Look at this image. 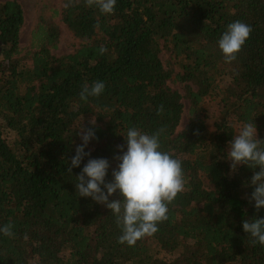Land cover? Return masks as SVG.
<instances>
[{
    "label": "trees",
    "instance_id": "obj_1",
    "mask_svg": "<svg viewBox=\"0 0 264 264\" xmlns=\"http://www.w3.org/2000/svg\"><path fill=\"white\" fill-rule=\"evenodd\" d=\"M65 2L60 20L78 47L61 57L52 18L38 22L24 53L22 8L0 2V225L14 231L0 237V264H264V246L241 227L264 218L249 202L253 170L233 173L225 158L243 122L253 121L264 140V0H117L111 15L86 0ZM235 21L252 32L226 63L217 41ZM95 81L104 93L81 102L82 87ZM93 116L97 139L86 151L109 161L106 181L129 127L159 132L162 150L182 161L186 191L158 231L133 246L118 243L110 210L76 195L87 159L68 171L79 126Z\"/></svg>",
    "mask_w": 264,
    "mask_h": 264
},
{
    "label": "clouds",
    "instance_id": "obj_2",
    "mask_svg": "<svg viewBox=\"0 0 264 264\" xmlns=\"http://www.w3.org/2000/svg\"><path fill=\"white\" fill-rule=\"evenodd\" d=\"M89 7H96L103 15H111L115 11L117 0H86ZM73 0H66L65 7H71ZM252 28L249 24L235 21L230 23L217 41L226 63L235 61ZM107 48L101 47L104 54ZM105 91L103 81L85 84L80 93L81 102L87 103L89 98H98ZM163 111V106L158 112ZM89 127L80 124L78 136L81 143L75 148L70 160L69 173L72 169L81 168L76 180V195L90 198L93 202L105 206L110 214L116 217L121 227L118 243L133 246L144 237H150L158 231V225L168 218V205L178 194L186 191L187 180L184 175L182 161L162 150L160 133H147L137 127H129L123 135L125 150L118 159V166L112 171V179L106 181L109 161L105 158H90L86 151L89 144L96 140L94 131L96 116L88 121ZM230 161V171L235 172L237 166L243 165L253 170L249 185L253 188L249 197L255 210L264 209V140L257 138V128L252 122H243L229 142L225 157ZM259 169V171H255ZM114 194L120 197L109 200ZM242 231L253 245L264 246V218L246 219L241 224ZM0 237L13 238V225H0Z\"/></svg>",
    "mask_w": 264,
    "mask_h": 264
},
{
    "label": "rangeland",
    "instance_id": "obj_3",
    "mask_svg": "<svg viewBox=\"0 0 264 264\" xmlns=\"http://www.w3.org/2000/svg\"><path fill=\"white\" fill-rule=\"evenodd\" d=\"M6 0H0L3 2ZM16 1L22 8L24 14V26L21 30V48L24 53H26L30 48V36L36 25L41 19L49 20L52 18L53 23L57 26L59 30V41L57 49L53 51L56 57H61L63 55L73 52L78 47V42L75 40L73 35L67 29V27L60 20V9L62 8V0H12ZM57 11V14H55ZM169 54L166 51L161 53V61L163 64L168 66L171 64ZM173 62V60H172ZM227 82V81H226ZM172 88L178 90L184 94L183 85L172 84ZM185 105L187 101H184ZM218 105L216 103L211 104L210 112H218ZM188 117H184L181 129L187 124ZM159 251L157 252V254ZM160 258L169 259L170 256L165 254H160Z\"/></svg>",
    "mask_w": 264,
    "mask_h": 264
}]
</instances>
